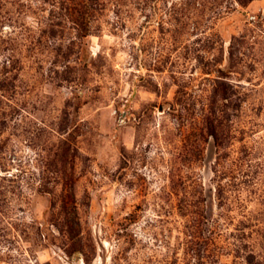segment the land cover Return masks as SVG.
<instances>
[{"label": "rangeland", "instance_id": "374dc122", "mask_svg": "<svg viewBox=\"0 0 264 264\" xmlns=\"http://www.w3.org/2000/svg\"><path fill=\"white\" fill-rule=\"evenodd\" d=\"M0 264H264V0H0Z\"/></svg>", "mask_w": 264, "mask_h": 264}]
</instances>
